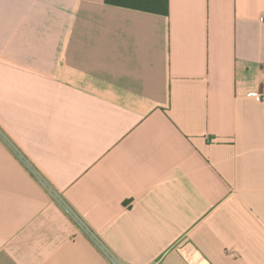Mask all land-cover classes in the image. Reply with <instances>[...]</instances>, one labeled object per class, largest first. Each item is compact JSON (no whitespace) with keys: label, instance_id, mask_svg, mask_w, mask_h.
<instances>
[{"label":"crops","instance_id":"0c3cea01","mask_svg":"<svg viewBox=\"0 0 264 264\" xmlns=\"http://www.w3.org/2000/svg\"><path fill=\"white\" fill-rule=\"evenodd\" d=\"M0 0V131L122 264H264V0ZM0 264H113L0 136Z\"/></svg>","mask_w":264,"mask_h":264},{"label":"built area","instance_id":"2783aa9c","mask_svg":"<svg viewBox=\"0 0 264 264\" xmlns=\"http://www.w3.org/2000/svg\"><path fill=\"white\" fill-rule=\"evenodd\" d=\"M259 20L261 22H264V14L259 16ZM250 96L256 98L258 101L263 102L264 101V92H251L249 93ZM0 136L11 146V148L17 153L20 159L23 160V162L26 164L28 169L41 181L43 182L46 187L49 189V191L64 205L66 210L70 213V215L73 217V219L77 222V224L93 239L101 249L106 253V255L109 257L111 262L113 264H122L118 258L113 255L104 245V243L99 239L96 233H94L87 225L86 223L81 219V217L73 211V209L61 198V196L47 183V181L44 179V177L40 174V172L30 163L28 159L18 150L15 148L14 144L3 135V133L0 131Z\"/></svg>","mask_w":264,"mask_h":264},{"label":"trees","instance_id":"16d2710c","mask_svg":"<svg viewBox=\"0 0 264 264\" xmlns=\"http://www.w3.org/2000/svg\"><path fill=\"white\" fill-rule=\"evenodd\" d=\"M106 2L160 14H169L170 9L169 0H106Z\"/></svg>","mask_w":264,"mask_h":264}]
</instances>
